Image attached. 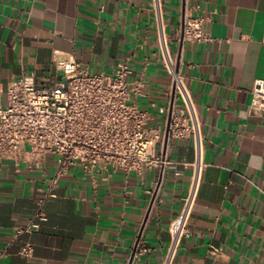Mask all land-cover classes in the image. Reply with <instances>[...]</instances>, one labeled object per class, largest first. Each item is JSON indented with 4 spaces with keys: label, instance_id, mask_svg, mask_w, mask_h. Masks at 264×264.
Returning <instances> with one entry per match:
<instances>
[{
    "label": "crops",
    "instance_id": "crops-1",
    "mask_svg": "<svg viewBox=\"0 0 264 264\" xmlns=\"http://www.w3.org/2000/svg\"><path fill=\"white\" fill-rule=\"evenodd\" d=\"M160 10L202 139L198 193L172 264H264V114L249 110L253 84L264 80V0H160ZM184 16L202 18L210 41L179 44ZM159 26L153 0H0V107L14 80H60L57 61L107 74L126 64V81L143 84L139 107L162 128L171 88ZM154 153L170 164L141 176L72 168L56 184L51 158L41 169L2 160L0 264H26L15 231L41 202L46 221L23 237L30 264H128L139 236L148 251L136 264H162L195 148L174 139Z\"/></svg>",
    "mask_w": 264,
    "mask_h": 264
},
{
    "label": "built area",
    "instance_id": "built-area-1",
    "mask_svg": "<svg viewBox=\"0 0 264 264\" xmlns=\"http://www.w3.org/2000/svg\"><path fill=\"white\" fill-rule=\"evenodd\" d=\"M159 20L158 37L161 60L170 79L171 99L166 107L164 126L153 125V118L141 109V81L129 83L132 74L126 64L111 73H95L75 61H57L62 78L53 84L37 83L23 77L9 83L7 103L0 107V162L14 166L26 164L41 169L51 158L54 164L52 184L72 168L110 176L122 171L141 176L151 168L163 170L170 163L154 153L160 142L192 139L194 161L189 164L192 177L179 213L168 224L169 245L162 264H172L181 241L187 236V223L199 187L203 165L199 122L190 93L177 60L172 56L161 26L160 0H153ZM202 18L184 16L176 39L179 44L210 41L202 32ZM250 114H264V80H255L251 90ZM186 166V163H182ZM42 203L27 229L15 231L18 255L30 264L34 248L23 240L38 231L46 221ZM139 236L128 264H136L147 254Z\"/></svg>",
    "mask_w": 264,
    "mask_h": 264
}]
</instances>
